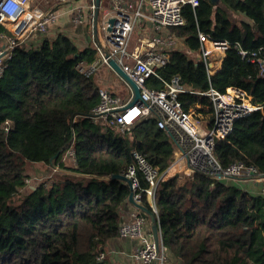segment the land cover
<instances>
[{
  "label": "trees",
  "instance_id": "16d2710c",
  "mask_svg": "<svg viewBox=\"0 0 264 264\" xmlns=\"http://www.w3.org/2000/svg\"><path fill=\"white\" fill-rule=\"evenodd\" d=\"M184 25L166 28L183 50H167L169 61L146 81L154 90L177 77L197 94H180L188 112L208 107L199 93L233 87L254 97L258 107L236 120L213 155L222 166L242 162L264 172V75L246 51L264 56V0H198L182 7ZM0 32H7L0 26ZM226 41L219 71L209 73L198 59V33ZM100 61L96 49L79 50L65 35L38 48L17 47L0 77V264H109L98 260L103 245L118 236L121 205L131 193L111 179L136 162V152L163 171L175 149L156 120H138L120 132L90 114L99 104L89 67ZM217 62L215 69L219 67ZM113 95V94H112ZM6 128L8 130H6ZM72 150L73 158L63 160ZM55 155V160L50 161ZM58 165L55 170L51 166ZM29 164L47 166V180L28 184ZM50 176V177H49ZM141 205L150 209L138 173ZM19 196V202L13 198ZM158 225L170 259L183 264H264V196L225 185L201 174L180 188L174 180L156 193Z\"/></svg>",
  "mask_w": 264,
  "mask_h": 264
},
{
  "label": "built area",
  "instance_id": "2783aa9c",
  "mask_svg": "<svg viewBox=\"0 0 264 264\" xmlns=\"http://www.w3.org/2000/svg\"><path fill=\"white\" fill-rule=\"evenodd\" d=\"M32 0H0V26L7 29L8 44L0 49V77L5 68L4 61L10 59L12 52L18 47V42L28 35L33 29L45 33L47 26L56 20L55 13L48 10H38L31 7ZM64 2L65 0H57ZM91 30L98 27L95 21V0H91ZM196 7L198 0H147V12L137 9L135 12L123 11L120 1L114 0V12L117 13L118 22L111 32L105 37V42L96 45L100 63L107 66L108 58L115 60L122 71L136 84L140 93V100L128 107L131 91L126 101L114 96L104 89L98 90L99 104L90 114L92 119H102L110 126H117L120 132L128 130L138 120L154 118L156 126L165 131L174 143L175 149L168 165L163 171L151 167L138 153L133 152L136 162L127 169L123 176L129 181L133 200L141 205L140 181L138 173L142 175L148 187L143 190L148 201L150 211L154 214L158 224L156 208V193L160 183L174 180V187L180 188L192 181L196 174H201L215 181L229 185L233 180H246L254 183L264 196V172L242 162H234L222 166L213 155V150L218 141L228 136L236 120L249 115L258 109L252 104L254 97L247 95L240 89L227 88L224 93L212 89L199 93L209 100L208 107H203L202 113L194 109L186 112L179 101L180 94H197L182 85L177 77L169 83H164V88L154 90L146 86V81L156 76V71L169 61L166 51L156 47L163 45L160 37L151 40L145 35L137 38V44L131 49V39L137 25L149 22L155 31L169 27L184 25L182 7L184 5ZM33 12V13H32ZM76 22H81V12L77 11ZM96 23V24H95ZM101 30L106 31V25ZM10 32V33H9ZM95 38V36H93ZM97 37V36H96ZM200 55L197 57L206 66L209 73L214 69L209 68V63L216 64L223 61L225 52L229 47L226 41L211 40L207 35L198 33ZM262 50L246 51L239 47L242 57L248 56L250 62L256 63L260 75H264V56ZM107 55V57H105ZM98 63L82 67L79 70L86 76L94 74ZM195 107L201 108L200 105ZM6 130H8L6 128ZM74 152H63L62 159L73 158ZM57 170L58 165L51 162ZM47 179L31 178L26 182L40 186ZM132 220L122 223L118 228V236L123 238H136L139 241L134 255L139 264H183L170 259L168 251L163 244L160 227L158 225L159 239L156 244L151 232L145 230L147 215L138 211L132 215ZM104 255L99 253L98 260Z\"/></svg>",
  "mask_w": 264,
  "mask_h": 264
},
{
  "label": "crops",
  "instance_id": "0c3cea01",
  "mask_svg": "<svg viewBox=\"0 0 264 264\" xmlns=\"http://www.w3.org/2000/svg\"><path fill=\"white\" fill-rule=\"evenodd\" d=\"M118 1H120L123 5V11L127 13L135 12L137 9H140L143 12L148 11L147 0ZM91 3V0H65L64 2L57 0H32V8L51 11L52 13H55L56 20L47 26L45 33H39L33 29L23 38V40H20L17 43L18 47L24 48L25 50L36 49L45 40H52L62 34L68 37L79 50L90 47L96 49V45L105 42V37L108 32L107 30H101V28L106 25L105 21L107 20L108 15L114 13L117 16V13L114 12V0H100L98 27L96 30L92 31L89 19V16L91 15ZM77 11L81 12V22L75 21L77 18ZM1 27L8 32L5 27ZM135 29L136 30H134L131 39V49L137 44V38L141 35H145L150 40L157 36L161 38L163 45L157 46L156 48L158 50L167 51L169 49H173L186 51L183 46V41L174 39L164 28L159 31H155L149 22H142L137 25ZM93 36H95V38ZM8 37L6 34L0 32V49L8 44ZM217 62L214 65L212 73L219 71L222 66L221 60L219 67L215 69ZM97 63V67H100L101 69V73L98 75L103 76L100 79L98 78L99 83L97 85L123 100L125 97L128 98L130 93L128 87L119 79V77H117V75L113 73L111 69H109V67L101 64L100 61ZM96 72L97 71H95L92 76L95 75ZM112 88H116L117 92L110 91ZM28 174L30 175V173ZM231 184L237 185L240 189L252 195H261L256 185L246 180H233ZM138 211L139 210L132 203L128 200L125 201L119 209L122 223L130 222L132 220V215ZM152 226L153 223L147 215L144 228L147 232L152 233ZM138 245L139 241L136 238H123L117 236L108 240L103 245L102 249L109 264H139L134 258Z\"/></svg>",
  "mask_w": 264,
  "mask_h": 264
},
{
  "label": "water",
  "instance_id": "95a60500",
  "mask_svg": "<svg viewBox=\"0 0 264 264\" xmlns=\"http://www.w3.org/2000/svg\"><path fill=\"white\" fill-rule=\"evenodd\" d=\"M211 3H214L215 0H209ZM99 3L100 0H95V21L96 23L99 20ZM118 22V17L114 14L111 13L108 15L107 20L105 21L106 24V30L107 32H111L112 28L114 27V25ZM95 23V24H96ZM4 54L0 55V58L3 56ZM105 57H107V55H105ZM107 64L108 67L113 71V73L115 75H117V77H119V79L128 87V89L131 91L132 95H131V99L128 103V107L133 106L135 103H137L140 100V93H139V89L136 86V84L122 71V69L120 68V66L115 62V60L108 58L107 60ZM209 68H213L214 65L213 63H209ZM58 155H55L50 161L55 160L57 158ZM111 179H116V180H120L124 183H126L130 189V184L129 181L123 176V175H112L110 177ZM128 201L130 203H132L139 211H141L142 213L146 214L149 216V218L151 219L153 226H152V235H153V240L154 242L157 244L158 243V239H159V234H158V224L157 221L155 219L154 214L148 210L147 208H145L144 206L137 204L134 200H133V194L130 193L129 197H128Z\"/></svg>",
  "mask_w": 264,
  "mask_h": 264
},
{
  "label": "rangeland",
  "instance_id": "374dc122",
  "mask_svg": "<svg viewBox=\"0 0 264 264\" xmlns=\"http://www.w3.org/2000/svg\"><path fill=\"white\" fill-rule=\"evenodd\" d=\"M136 30V29H135ZM132 41V40H131ZM110 69V68H109ZM212 70H214V69H212ZM96 74L95 75H93V80H94V82L96 83V84H98L99 83V80H98V78L100 79V78H102L103 76L102 75H98V74H100L101 73V69H100V67L98 68L97 67V69H96ZM101 89H103V88H101ZM105 90V89H104ZM107 91V90H106ZM110 91H116V88H112ZM117 92V91H116ZM110 93V92H109ZM119 95V94H118ZM127 100V97H125L124 98V101H126ZM197 106H199L198 104H197ZM201 108H196L195 107V110L197 111V109H199L198 110V114L199 113H202L201 111H203L204 110V108H202V106H200ZM203 114V113H202ZM58 169V168H57ZM27 173L29 172L30 173V178H38V179H47L48 178V175H47V166L46 165H41V164H29L28 166H27ZM50 177V176H49ZM32 184H34L35 185V183H33L32 182ZM19 196H15L14 198H13V203H18L19 202Z\"/></svg>",
  "mask_w": 264,
  "mask_h": 264
}]
</instances>
